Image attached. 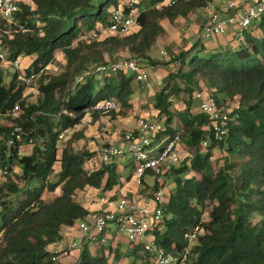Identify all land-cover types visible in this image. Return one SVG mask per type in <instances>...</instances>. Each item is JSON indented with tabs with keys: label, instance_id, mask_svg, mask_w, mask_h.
Masks as SVG:
<instances>
[{
	"label": "trees",
	"instance_id": "trees-1",
	"mask_svg": "<svg viewBox=\"0 0 264 264\" xmlns=\"http://www.w3.org/2000/svg\"><path fill=\"white\" fill-rule=\"evenodd\" d=\"M129 1L18 0L11 23L0 17V47L8 60L23 56L29 61L27 71L41 72L37 101L29 103L27 86L0 61V113L12 119L9 125L0 124V167L7 170L0 177V264H55L51 246L65 238V227L91 214L76 199L77 191H108L121 184L116 159L95 162L92 170L85 167L96 151L77 148L81 131L60 145V135L87 123L88 113L92 123L103 114L96 107L104 100L120 104L111 113L126 114L130 107L134 74L101 73L97 67L123 58L161 64L149 50L166 32L162 21L175 23L214 2L137 0V25L131 33L102 32L115 10H130ZM205 48L200 39L172 52L169 62L175 69L155 96L158 120L166 123L158 140L178 134L179 153L183 143L189 155L161 174L146 172L156 176L142 190L152 199L159 188L169 186L166 177L174 179L165 190L164 216L150 233L166 252L185 255L183 264H264V15L236 47L198 53ZM58 53L65 56V66L57 74L45 73ZM196 91L210 92L221 105L240 106L231 113L222 140L215 138L205 113L192 111ZM173 97L186 103L183 111L172 109ZM17 104L19 115L13 117L9 112ZM175 114L180 127L171 126ZM17 125L23 134L11 143ZM215 149L224 152L218 167L212 161ZM47 193L54 196L47 199ZM198 225V236L191 241L186 233ZM96 245L94 250L85 245L77 264H120L122 256L112 246ZM127 256L132 258L127 264H151L142 244Z\"/></svg>",
	"mask_w": 264,
	"mask_h": 264
},
{
	"label": "built area",
	"instance_id": "built-area-1",
	"mask_svg": "<svg viewBox=\"0 0 264 264\" xmlns=\"http://www.w3.org/2000/svg\"><path fill=\"white\" fill-rule=\"evenodd\" d=\"M137 0H130L127 11L126 8L115 10L111 16L109 25L102 32H111L119 34L131 33L137 25V15L133 10V5ZM230 0L216 5L211 2L206 8L210 14L208 22L204 26V38L224 34L229 25H233L237 30L238 39L244 40L246 30L254 22L264 15V0ZM19 10L18 0H0V17L8 22H12L15 13ZM93 37H100L98 32H93ZM165 53V52H164ZM167 54V53H165ZM8 54L0 47V61L8 64L10 70L15 74L16 80L27 87H33L38 81L41 72H29L23 64L24 57L19 56L14 60H8ZM97 71L117 72L124 71L132 73L135 79L141 83L144 89L151 88V78L147 66L142 65L134 59H120L108 65H100ZM162 84V81H160ZM196 98L199 100V108L212 121V129L215 138L222 140L228 133V123L231 119V113L237 112L240 106L233 103L231 106L221 105L217 99L208 91H196ZM98 108L103 114L111 113L120 109V104L115 99H106ZM235 109V110H234ZM20 106L15 105L9 112L13 117L19 115ZM238 113L236 114V116ZM4 115L0 113V119ZM85 122H91V113H88ZM166 129V125L159 120L151 118H140L138 125L134 130L128 131L123 137V143H109L100 147L95 155V161L100 164L111 163L115 159L129 153L134 165L135 176L138 184L142 183V178L148 170L161 174L165 169L181 161L179 153L180 135L165 136L158 140V134ZM23 128L20 125L15 127V139H21ZM64 134L60 135V139ZM203 146L208 147L205 141ZM7 173V170L0 167V177ZM165 191L163 187L159 188L153 196L154 205L146 202L131 201L122 199L116 211L99 210L90 215L91 221L82 220L79 228L82 232V240L63 239L55 244L51 250L54 263L59 262L64 257L71 254L75 249L82 245V241L94 242L95 244L108 245L109 233L125 234L132 245L142 244L144 250L149 254L151 264H183L185 255L179 257L176 254L166 252L155 241L154 237L148 238L152 226L159 222L163 216V203ZM200 226L189 233H186L191 241H194L199 233Z\"/></svg>",
	"mask_w": 264,
	"mask_h": 264
},
{
	"label": "crops",
	"instance_id": "crops-1",
	"mask_svg": "<svg viewBox=\"0 0 264 264\" xmlns=\"http://www.w3.org/2000/svg\"><path fill=\"white\" fill-rule=\"evenodd\" d=\"M193 16V13L188 17H182L177 20V23L183 22V24H187L189 21L195 22L196 19ZM208 21V20H207ZM207 23V22H206ZM166 27V25L164 26ZM237 30L233 27V25H229L227 31L219 36L211 38L210 41L205 43V54L211 53L216 49L223 48V47H236L238 45V36ZM165 35V39L164 36ZM162 35L159 39L163 41L164 47L169 50L163 51V53H167L171 59V53L177 52L180 49H188L190 48L193 43L188 38V30L184 29L176 30L167 27L166 33ZM158 39V40H159ZM156 59V58H155ZM161 61V60H159ZM170 61V60H169ZM168 61V63H170ZM162 64H166L167 62L161 61ZM171 66L174 65L172 69H167L165 66H161V64L157 65L155 68L157 69L158 78L155 83L151 80V88L144 89L140 82L134 80L133 87L134 92L129 99L130 107L127 109V113H108V114H101L93 124L88 123H81L72 131L78 132L81 131L79 140L75 142L77 143V148L85 149L89 152L97 151L100 147L109 144V143H123V137L125 133L128 131L134 130L138 125V120L140 118H151L158 120L159 117V110L155 107V96L158 91L164 85L165 78L169 74L170 71L175 69V64L170 63ZM149 64H147V67ZM153 66V65H151ZM165 69V72L163 71ZM162 81V84L160 83ZM183 95V94H182ZM186 108V103L182 100V106L179 107V111H183ZM172 109L174 110V105L172 104ZM125 110V108L123 109ZM192 111L193 112H200L199 108V101L194 99L192 104ZM165 120V119H162ZM135 121V125L130 127L132 122ZM181 122V121H180ZM166 125V123H165ZM172 127H177L176 120L173 119L171 123ZM95 159L92 158L89 160L85 167L88 170H92L95 168ZM117 163V169L120 173V185H116L114 189L103 191L102 189L97 188H86L84 190L77 191L76 199L89 211L91 214L99 211V210H109V211H116L122 199H127L129 202L131 201H141V202H148L151 205H154V200L152 196L150 197L146 192H142L143 188L152 186L156 181V176L154 174H147L145 175L144 181L139 185L135 176V165L129 153L126 155L119 157L115 161ZM131 167L130 173L124 174L122 176V172ZM130 177V178H128ZM128 178V179H127ZM151 178L153 181H151ZM165 188V187H164ZM117 189H119L117 191ZM116 191L118 193H116ZM151 189H149V192ZM165 191V190H164ZM90 214V215H91ZM90 215L84 219L85 221H91ZM82 220L76 221L73 225L67 226L64 229V236L65 239L68 240H82V232L79 228V223ZM109 243L108 245L112 246L115 251L121 254L120 263L123 259L129 261V257L127 256L128 253L133 251L134 245H132L125 234H115L109 233ZM152 233L149 234L148 238H152ZM85 245H88V241H82V245L80 246L83 248ZM96 244L91 248L94 250L96 248ZM79 247V248H80ZM55 248V245L51 246V250ZM90 249V248H89ZM81 250L75 249L69 254L68 256L61 259L59 262L55 264H77L80 258ZM114 255V253H113ZM113 260V258H111Z\"/></svg>",
	"mask_w": 264,
	"mask_h": 264
},
{
	"label": "rangeland",
	"instance_id": "rangeland-1",
	"mask_svg": "<svg viewBox=\"0 0 264 264\" xmlns=\"http://www.w3.org/2000/svg\"><path fill=\"white\" fill-rule=\"evenodd\" d=\"M229 1L230 0H214V3L216 5H220L223 2L225 3V2H229ZM254 1L255 0H252L250 3L253 4ZM209 14H210L209 9L205 7V8L198 9V10H196L193 13V16H195V18H192V20L193 19L194 20L196 19L195 22L189 21L185 25V24H183V22H181L179 24V23H177V21L175 23H171L169 21L163 20L162 21V24L164 26L166 25L165 30L167 29V27L172 28V29H176V30L184 29L185 31L187 29L188 30V38L191 40V43H193V44L196 43V42H198V41H200V39H202L203 42L206 43L207 41H210L211 38L216 37V36H212V37H208V38L205 37L204 38V26L207 24L206 22H208L207 20H208ZM217 36H219V35H217ZM163 37L165 39V35ZM162 50L167 51L169 53V50L164 47L163 41L159 39L153 45V47L149 50V54L153 58H156L158 60H161V61H164L165 60L167 63L166 64H162L161 63V66L164 65L165 68L172 69L174 67V65L171 66V64L168 63V61L170 60V57L168 55H165V53H163ZM180 50H183V49H180ZM198 53L204 55V51H198ZM205 55H207V54H205ZM33 57L34 56H32V58ZM30 59L31 58H29V60ZM28 62H29L28 59H24L23 64L26 66L28 64ZM65 64H66V58H65V56L62 53H58L57 54V57H56V60L53 63L49 64L44 72L47 73V74H57V73H59L61 71V69H63V67L65 66ZM141 64L142 65H145L144 63H141ZM155 67L156 66H151V65H149L147 67L148 72L150 74V78H151V80H152L153 83H155V81L158 78V74H157V69L158 68H155ZM163 71L165 72V69H163ZM8 79H9V77L7 78V80ZM134 84H135V82H134ZM39 85H40V83L37 82L36 85L33 86V87H25L24 96H25L26 100L29 103H34V102L37 101ZM171 101H172V103L174 105V111H176V112L179 111V107L182 106V98L181 97H173V99ZM175 115L176 116H174L173 118L176 120V123L178 125L177 127H180L181 126V122H180L181 120L179 119V117L177 116V114H175ZM160 121H162L165 124V120H160ZM11 123H12V119L10 117H8V116L7 117L6 116H3L0 119V124L9 125ZM88 124H93V123H88ZM134 125H135V121L132 122V124H131L130 127H133ZM74 132H76V131H74ZM72 134H73L72 131H69L67 133H64V138L63 139H60V145H61V147H63L67 143V141L71 138ZM76 145H77V143H76ZM23 148L29 150V149H31V146L29 144H24V147ZM223 154H224V152L221 151V150H219V149H215L214 150V154H213L212 161L215 164V167H218L220 164H222V161H220L219 158L222 157ZM188 155H189V151L186 148V146L182 143L181 150H180V156H182L184 158L185 156H188ZM57 169H59V165L58 164H57ZM131 169L132 168L129 167L128 169H126L125 171H123L122 172V176L124 177V174L130 173V170ZM53 178H56V177L53 176ZM165 179L168 182L169 186L174 181V179L172 177H166ZM151 181H153L152 178H151ZM169 186H167V187L169 188ZM166 188H163V189L166 190ZM53 196H54V193H47V199H50ZM205 216H207V215H205ZM94 244H95L94 242H89V248L91 249L94 246ZM83 248L80 247V248H78V250L79 251L81 250V253H82ZM131 260H132V258H130L129 261H127L126 259H123V261L120 264H127Z\"/></svg>",
	"mask_w": 264,
	"mask_h": 264
}]
</instances>
